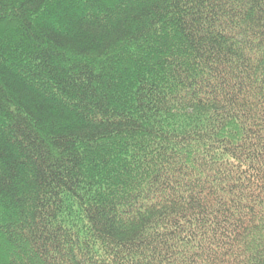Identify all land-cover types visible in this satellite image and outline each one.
<instances>
[{
    "label": "trees",
    "instance_id": "obj_1",
    "mask_svg": "<svg viewBox=\"0 0 264 264\" xmlns=\"http://www.w3.org/2000/svg\"><path fill=\"white\" fill-rule=\"evenodd\" d=\"M0 264H264V0H0Z\"/></svg>",
    "mask_w": 264,
    "mask_h": 264
}]
</instances>
